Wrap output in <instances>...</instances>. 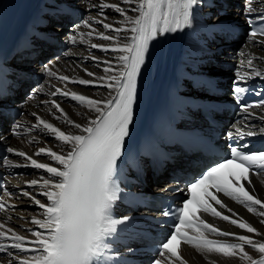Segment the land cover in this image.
Returning a JSON list of instances; mask_svg holds the SVG:
<instances>
[{
  "label": "snow or ice",
  "instance_id": "1",
  "mask_svg": "<svg viewBox=\"0 0 264 264\" xmlns=\"http://www.w3.org/2000/svg\"><path fill=\"white\" fill-rule=\"evenodd\" d=\"M253 2L254 0H247L246 11L248 13L257 12L256 19L264 22V0H255L261 6L259 11L252 7ZM123 3H135L136 7L132 11L138 15L128 16L125 9L114 4H101L100 8H114L116 12L124 16L123 23L128 25L127 27L113 28L112 25L103 23V21L95 22L102 23L104 29L117 34L124 33L123 38L127 42L123 45L117 43V46L111 49L103 45H91L92 48H101L105 52L111 50L118 53L119 69H113L110 61H104L103 63L108 65L104 68V72L113 74L99 78L102 82H106L100 86L109 89V96L96 100L82 94L62 91L59 88L51 93L52 95L59 93L61 96H70L73 101L78 102L81 106H87L89 111L94 112L95 118H89L86 125L75 123L68 118L60 104L53 101V107L64 118V122L79 130V134H74L66 133L52 123L37 117L38 124L35 127L42 125L43 129L53 134L55 139L61 141L68 148L65 153H57L51 149L43 148L36 153V155L45 153L57 166L38 163L23 151L11 147L6 149L9 153L30 160L32 166L44 169L50 174L49 179L42 181V187L46 189L43 195L47 198L48 203L35 200V203L44 210V218L34 217L31 220V223L38 225L43 231L29 230L31 236L35 238L31 241L10 228L6 232L0 231V237L12 241V248L20 252L32 253L31 257L20 258L19 264H103L101 258L108 248L106 241L117 233L118 226L127 227L129 217L114 218L113 216V208L119 199L120 192L114 175L117 162L123 155V146L125 137L129 134V125L133 121L138 78L146 63L150 44L159 36L190 28L195 9L202 3V0H123ZM248 23L250 25L254 23L251 17H249ZM84 26L91 27V24L86 20ZM97 36L103 40H117L116 36L104 33H97ZM258 36L264 37V28H253L249 33L253 43L264 44V40H257ZM70 39L75 43V36ZM254 59H256L255 56L249 57L247 65L253 69L254 75H264L253 68ZM85 71L87 72L86 69ZM51 74L49 71V75ZM87 74L94 76V73L91 72ZM247 75L248 73L243 75L237 73L240 79H244ZM58 79L81 85L94 84L93 81L85 79L72 80L68 76H60ZM233 91L236 101L239 103L241 94L246 89L235 86ZM0 95H2V90H0ZM253 107H264V102L255 106L242 104L241 110L251 116L249 109ZM33 115L36 114L33 113ZM247 118L246 116L245 119ZM260 118L264 119V116ZM236 131L241 138L245 135H256L254 131L244 132L240 128H237ZM260 132L264 134V129H260ZM230 167L241 170L239 178L234 172H229L227 175L222 174L221 170ZM249 172L264 176V150L244 152L237 147H231L230 158L211 166L200 177L190 182L186 188L187 198L182 201L176 212L166 211L163 213L165 216L175 215L176 220L173 224V231L160 246L158 255L161 259H156L154 264H162V259H165L167 264H175L176 261L185 264L177 250L180 243L190 245L204 253H217L226 258L235 257L247 261L248 264H264V242L254 241L247 235L237 236L234 233L223 231L201 219L197 212H190V205L195 204L198 212L210 214L238 226L248 233L260 235L258 230L249 223L224 215L209 202L212 201L215 205L229 212L232 211L227 209L222 200L213 193L212 190H214L215 193L222 194L243 205L249 212L264 217V201L251 194L240 183L242 180L249 185L252 184L248 176ZM38 183L36 180L29 182L31 186ZM198 188L202 189V194L197 193ZM23 194L29 195L27 192ZM257 205L261 209L258 212L255 207ZM4 209L5 204L0 202V210ZM233 215L238 214L233 213ZM261 223H264V220H261ZM4 227L3 224H0V228ZM186 229L192 230L197 235H189ZM205 232L218 237H232L237 242L228 243L218 239H209ZM9 233H11L10 236ZM28 244H31V248L27 246ZM245 246H249L259 253L260 258L253 259L244 250ZM0 250H4L3 245H0Z\"/></svg>",
  "mask_w": 264,
  "mask_h": 264
},
{
  "label": "bare ground",
  "instance_id": "2",
  "mask_svg": "<svg viewBox=\"0 0 264 264\" xmlns=\"http://www.w3.org/2000/svg\"><path fill=\"white\" fill-rule=\"evenodd\" d=\"M1 2L2 0H0V4ZM207 2H209V0H202V3L198 5V10L203 15H206L207 11L211 10L210 8L205 9ZM79 4H83L82 6L85 10H90L84 21H89L91 27H85L83 21L82 24L78 25L70 33L64 32L61 39L66 40L75 36L76 41L73 43L70 39L69 43H73L74 45L66 51L65 59L58 60L47 66L46 69L52 74L48 75L43 80L39 89V93L43 95L41 100H50V104L37 109L33 108V105H30L28 113L21 119H18L16 126L20 127L22 131H31V133L27 135L25 139L19 140L10 138L7 141L9 147L25 152L38 163L49 164L54 167L57 165L49 156L45 153H41L40 155H36V153L41 148L46 150L51 149L57 153H65L68 148L61 141L55 139L53 134L43 129L42 125L35 127V125L38 124L37 117L52 123L55 127L60 128L66 133L74 134H79V130L64 122V118L60 116V113L53 107V101L59 103L60 107L67 113L68 118L75 123L86 125L89 118H95L96 114L94 112L89 111L87 106L79 105V103L73 101L70 96L65 97L60 95L59 97L51 98V93L55 92V90L59 88L62 91L82 94L96 100L107 98L109 96V89L107 87L100 86L102 83L106 82H102L99 78L107 77L108 75L113 74L104 72V68L108 66L103 63L104 61H110L113 69H119V63L117 60L118 53L112 52L111 50L105 52L101 50V48H92L91 45H103L111 49L112 47H116L117 43L123 45L127 41L123 38L124 33L117 34L111 30L104 29L102 23H96L95 21H103V23L112 25L113 28H123L128 25L123 23L124 16H122L119 12H116L114 8L105 7L101 9L100 5H118L119 7L125 9L128 16L135 17L138 15V13L132 11V9L136 7V4H125L123 3V0H82V3L81 0H79ZM253 4L257 3L254 2ZM257 5L256 9L259 10L261 6L259 4ZM207 26L208 25L205 24V27ZM192 27L197 31L200 29V26L197 25V18L195 14ZM89 33H91V35H89ZM97 33L116 36L117 40H103L97 36ZM258 40H264V38ZM61 43L64 45L68 44V42ZM79 44L81 46L77 47ZM197 44V41L191 37L188 28H185L183 31L167 33L163 36H159V42L156 49V68L154 70V74L161 75L163 77L167 69L174 65L177 55L180 52L186 51V48L192 50L194 53H198L199 59L204 58L205 55L197 48ZM241 48L242 50L240 51L238 48L236 50L231 48L230 52L225 51L227 57L231 59V62L237 65L239 73H247L244 63H247V59L251 56L256 57L253 61V68L264 73V44L256 43V46H250L249 43H243ZM235 53H237V55H235ZM215 58L219 63H221V66L218 68V72L222 73L224 76L230 77L232 74L223 69V63L226 57L222 59L223 56L216 55ZM80 62L81 64L87 66L82 67ZM88 72L94 73V76H89L87 74ZM249 75L256 76L253 74L252 68L250 69ZM60 76H68L72 80L85 79L93 81L94 84L81 85L70 81H61L58 79ZM58 94L59 93L56 95ZM263 112L264 110H262L261 107L253 112V116L257 115L259 117V122L256 125L253 124L252 126L264 128V119L260 118L264 116ZM33 113L36 115H33ZM58 116L60 117L59 119L56 118ZM261 121H263L262 124H260ZM32 143L34 144L33 146L31 145ZM6 161L5 164L8 165V169L18 168L20 170L22 169L26 172H30L31 174L27 177L25 175L9 177V189L15 190L18 186H24L25 189L17 191L16 193H11L9 191L4 192L1 202L5 204V209L3 210L0 224H3L5 227L0 228V231L6 232L10 228L17 234L25 236L29 241H31L35 238L31 236V232L29 230L36 227L33 231H43V229H41L38 225L31 223V220L34 217L37 219L44 218V210L35 203V200H39L41 203L45 204L48 203L47 198L43 195V192L46 189L42 187V181L44 179H49L50 174H48L44 169L35 168L31 165L30 160H26L24 157L17 156L14 153L13 156ZM32 180H36L39 183L35 186H31L29 182ZM251 182V189L253 192L264 201V180ZM24 192H27L29 195L25 196L23 194ZM223 204L227 206V209H231L232 212L238 214L241 220L256 228L260 235L248 233L246 230L234 227L226 222L218 223L219 228L227 232L234 233L237 236L247 235L254 241L264 242V223H261V220H264V217H261L253 212H249L243 205L235 201L224 200ZM256 209L257 212L261 210L258 207H256ZM9 234L11 235V233ZM232 242H236V240L232 239ZM27 246L30 247L31 244H28ZM244 250L248 252L253 259L260 258V254L252 248L245 246ZM178 254L182 257L185 264H212V262H214V264H248L247 261H243L239 258H226L217 253H204L190 245L183 247ZM14 258H19V256H15ZM175 264H180V262L176 261Z\"/></svg>",
  "mask_w": 264,
  "mask_h": 264
},
{
  "label": "rangeland",
  "instance_id": "3",
  "mask_svg": "<svg viewBox=\"0 0 264 264\" xmlns=\"http://www.w3.org/2000/svg\"><path fill=\"white\" fill-rule=\"evenodd\" d=\"M66 32H68V31H66ZM218 57V56H217ZM222 59H224V57L222 58ZM223 61V60H222ZM80 65L82 66V67H85V66H87V65H83V64H81V62H80ZM18 142V141H17Z\"/></svg>",
  "mask_w": 264,
  "mask_h": 264
}]
</instances>
